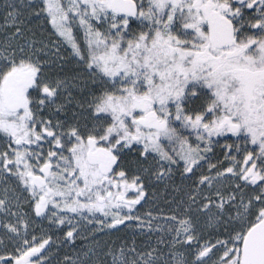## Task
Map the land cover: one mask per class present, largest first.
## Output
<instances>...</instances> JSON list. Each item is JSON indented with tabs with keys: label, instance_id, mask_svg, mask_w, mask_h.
<instances>
[{
	"label": "snow or ice",
	"instance_id": "1",
	"mask_svg": "<svg viewBox=\"0 0 264 264\" xmlns=\"http://www.w3.org/2000/svg\"><path fill=\"white\" fill-rule=\"evenodd\" d=\"M0 264H264V0H0Z\"/></svg>",
	"mask_w": 264,
	"mask_h": 264
}]
</instances>
